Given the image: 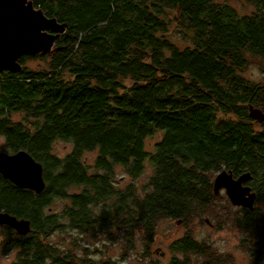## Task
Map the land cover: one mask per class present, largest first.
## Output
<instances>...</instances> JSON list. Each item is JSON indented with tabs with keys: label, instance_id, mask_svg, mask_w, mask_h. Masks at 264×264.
<instances>
[{
	"label": "trees",
	"instance_id": "trees-1",
	"mask_svg": "<svg viewBox=\"0 0 264 264\" xmlns=\"http://www.w3.org/2000/svg\"><path fill=\"white\" fill-rule=\"evenodd\" d=\"M28 1L65 29L51 49L0 71L2 150H26L45 180L35 193L0 173V212L31 226L19 235L1 225L13 264H79L73 250L48 240L70 228L96 235L121 227L128 240L141 232L148 249L161 219L211 213L220 195L213 180L224 169L252 176L253 209L225 199L251 235L250 264H264V120L249 113L264 112V83L242 76L244 51L264 58V0H251L255 11L245 16L215 0ZM175 20L190 30V46L171 40ZM60 141L71 144L63 154ZM88 152H96L91 162ZM147 165L152 173L139 188ZM118 167L136 180L118 186ZM170 248L180 255L168 264H234L189 232Z\"/></svg>",
	"mask_w": 264,
	"mask_h": 264
},
{
	"label": "rangeland",
	"instance_id": "rangeland-1",
	"mask_svg": "<svg viewBox=\"0 0 264 264\" xmlns=\"http://www.w3.org/2000/svg\"><path fill=\"white\" fill-rule=\"evenodd\" d=\"M220 4H227L234 8L239 16L250 15L255 11V5L251 0H215ZM29 2V1H28ZM30 3V2H29ZM171 12H173L171 14ZM177 13L169 11L168 16L174 19ZM186 27L178 20L173 21L170 29V38L180 48L190 46L191 34ZM244 68L242 76L252 83H264V58L256 56L249 51H244ZM15 118H19L18 115ZM258 127V125H257ZM161 134L150 141L157 140ZM4 139L0 135V150H2ZM71 148V144L60 141L55 144V151L63 154ZM3 151V150H2ZM96 152H88L84 156L86 160L91 162ZM152 170L149 165L146 166L144 172L138 179H132L120 167L116 170L117 185L123 187L129 182L137 183L140 188L151 175ZM225 191L221 190L216 202L212 205L211 213L199 216H190L185 218L184 222L177 219L163 218L156 226L155 235L152 242L146 249L143 240V234L135 231L134 237L129 240L122 234L121 227H114L108 233H98L96 235L80 232L75 229H67L66 231L58 230L49 238V242L65 249L73 250L78 257V263L82 264L86 257L94 260V264H100L104 260L115 261L117 264H148L154 261L156 264H168L173 255L179 256L174 252L170 245L181 237L185 232H189L192 236L208 245L207 249L215 252L220 257L228 256L234 264H250L251 255L245 238L251 236L247 230L239 225L234 218L237 215L236 207L227 204ZM62 200H58L56 206L57 212H60ZM257 206L262 207L261 202H257ZM208 220V222L206 221ZM253 237V236H252ZM4 239V229L0 225V243ZM88 247V248H86ZM85 252L86 254H84ZM16 258V250L4 249L0 246V264H13ZM200 257L192 255V262L196 263Z\"/></svg>",
	"mask_w": 264,
	"mask_h": 264
},
{
	"label": "water",
	"instance_id": "water-1",
	"mask_svg": "<svg viewBox=\"0 0 264 264\" xmlns=\"http://www.w3.org/2000/svg\"><path fill=\"white\" fill-rule=\"evenodd\" d=\"M64 29V25L47 17L28 0H0V71L16 70L21 55L51 49L57 34L64 32ZM249 113L257 121L264 120V112L260 108L249 106ZM0 173L19 188L35 193L45 188L42 164L24 149L15 152L0 150ZM251 178L249 172L234 177L232 171L224 169L214 177V193L218 195L224 189L232 205L251 210L256 193L249 185H244ZM0 225L13 228L19 235H26L31 230L29 219L2 211Z\"/></svg>",
	"mask_w": 264,
	"mask_h": 264
},
{
	"label": "flooded vegetation",
	"instance_id": "flooded-vegetation-1",
	"mask_svg": "<svg viewBox=\"0 0 264 264\" xmlns=\"http://www.w3.org/2000/svg\"><path fill=\"white\" fill-rule=\"evenodd\" d=\"M263 78H264V74H263ZM234 177H236V176H234ZM249 181V180H248ZM248 181H246L245 183H244V185H247V182ZM222 190H224V189H222ZM252 191H254L253 189H252ZM256 202V201H255Z\"/></svg>",
	"mask_w": 264,
	"mask_h": 264
}]
</instances>
